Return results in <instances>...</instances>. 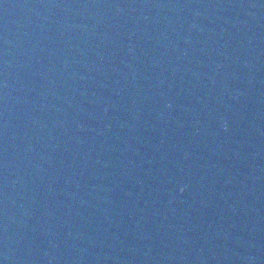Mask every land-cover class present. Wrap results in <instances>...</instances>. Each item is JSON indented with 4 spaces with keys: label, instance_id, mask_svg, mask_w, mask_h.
I'll use <instances>...</instances> for the list:
<instances>
[{
    "label": "water",
    "instance_id": "water-1",
    "mask_svg": "<svg viewBox=\"0 0 264 264\" xmlns=\"http://www.w3.org/2000/svg\"><path fill=\"white\" fill-rule=\"evenodd\" d=\"M0 264H264V0H0Z\"/></svg>",
    "mask_w": 264,
    "mask_h": 264
},
{
    "label": "clouds",
    "instance_id": "clouds-1",
    "mask_svg": "<svg viewBox=\"0 0 264 264\" xmlns=\"http://www.w3.org/2000/svg\"><path fill=\"white\" fill-rule=\"evenodd\" d=\"M181 191H182V189H181Z\"/></svg>",
    "mask_w": 264,
    "mask_h": 264
}]
</instances>
